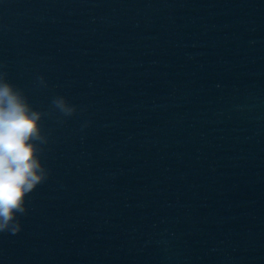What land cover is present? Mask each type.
Segmentation results:
<instances>
[{
	"label": "water",
	"instance_id": "95a60500",
	"mask_svg": "<svg viewBox=\"0 0 264 264\" xmlns=\"http://www.w3.org/2000/svg\"><path fill=\"white\" fill-rule=\"evenodd\" d=\"M0 71L77 108L0 264H264V0H0Z\"/></svg>",
	"mask_w": 264,
	"mask_h": 264
},
{
	"label": "clouds",
	"instance_id": "9594fccd",
	"mask_svg": "<svg viewBox=\"0 0 264 264\" xmlns=\"http://www.w3.org/2000/svg\"><path fill=\"white\" fill-rule=\"evenodd\" d=\"M38 81L46 83L43 76ZM76 110L63 95L52 98L47 113L34 108L24 91L0 71V233L21 231L29 194L49 176L41 159L48 142L42 125L45 115L58 112L69 117Z\"/></svg>",
	"mask_w": 264,
	"mask_h": 264
}]
</instances>
